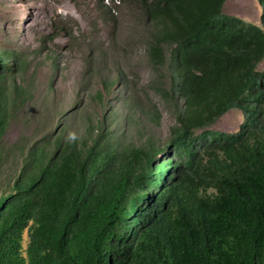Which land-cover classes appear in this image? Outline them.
I'll list each match as a JSON object with an SVG mask.
<instances>
[{"label": "trees", "instance_id": "16d2710c", "mask_svg": "<svg viewBox=\"0 0 264 264\" xmlns=\"http://www.w3.org/2000/svg\"><path fill=\"white\" fill-rule=\"evenodd\" d=\"M133 1L168 138L129 142L101 122L20 145L0 191V264H264V13L260 26L223 14L226 0ZM24 70L0 50V147ZM232 108L237 131L210 128ZM142 117L162 112L129 104V122Z\"/></svg>", "mask_w": 264, "mask_h": 264}, {"label": "rangeland", "instance_id": "374dc122", "mask_svg": "<svg viewBox=\"0 0 264 264\" xmlns=\"http://www.w3.org/2000/svg\"><path fill=\"white\" fill-rule=\"evenodd\" d=\"M222 12L262 26L264 0H226ZM148 27L133 0H0V50L21 55L25 70L17 83L27 92L19 91L2 139L0 191L21 163L19 146L45 132L80 137L103 122L129 142L140 143L147 134L159 142L168 138L174 120L148 87ZM132 102H155L161 123L142 117L144 127L132 125ZM242 121L241 110L232 108L210 128L237 131Z\"/></svg>", "mask_w": 264, "mask_h": 264}, {"label": "built area", "instance_id": "2783aa9c", "mask_svg": "<svg viewBox=\"0 0 264 264\" xmlns=\"http://www.w3.org/2000/svg\"><path fill=\"white\" fill-rule=\"evenodd\" d=\"M112 2L120 4L122 2V0H112Z\"/></svg>", "mask_w": 264, "mask_h": 264}]
</instances>
